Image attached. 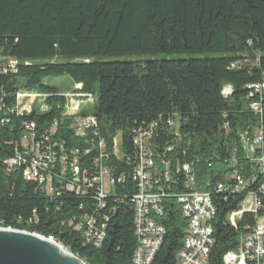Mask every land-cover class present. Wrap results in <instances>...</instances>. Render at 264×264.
Wrapping results in <instances>:
<instances>
[{
	"label": "trees",
	"instance_id": "16d2710c",
	"mask_svg": "<svg viewBox=\"0 0 264 264\" xmlns=\"http://www.w3.org/2000/svg\"><path fill=\"white\" fill-rule=\"evenodd\" d=\"M8 58L17 63L15 71H0V227L52 236L86 264H131L137 192L131 179L133 130L156 123L151 147L173 174L163 213L155 218L165 235L151 264H175L182 247L187 223L174 194L187 189L174 169L183 163L215 205L208 261L223 264V254L237 248L243 225H253L255 216L245 213L235 226L228 223L227 214L244 193L217 192L216 184H227L234 170L243 178L256 176L252 190L264 183L241 140L264 121L250 110L258 97L247 89L264 79V0H0V65ZM57 76H67L73 85L81 84L79 92L95 97L93 109L82 108L81 114L95 117L111 175L122 179L103 208L90 193L76 195L55 181L57 189L48 196L23 177L22 167L7 170L4 164L20 148L24 123H33L37 136L46 132L66 147H84L62 117L66 98L45 82ZM227 85L232 92L224 97ZM18 91L48 94L47 109L9 113ZM118 133L119 159L112 154ZM91 158L81 156V167ZM84 214L106 216L99 246L75 229Z\"/></svg>",
	"mask_w": 264,
	"mask_h": 264
},
{
	"label": "built area",
	"instance_id": "2783aa9c",
	"mask_svg": "<svg viewBox=\"0 0 264 264\" xmlns=\"http://www.w3.org/2000/svg\"><path fill=\"white\" fill-rule=\"evenodd\" d=\"M16 63L15 59L8 58L1 63L0 71L3 73L15 71ZM80 88L81 84H75L73 90L60 95L77 103L70 109L66 99L62 117L69 120L68 128L73 130L74 136L85 142L84 147H66L64 141L51 140L46 132L37 136L34 124L24 123L23 128L26 132L21 137L20 148L14 152V155L5 159L4 164L7 170L22 167L23 177L37 182L48 196H52L57 189L53 185L55 181L59 188L76 195L90 193L95 206L103 208L105 199L114 191L115 182H121L122 179L111 175L107 165L109 153L106 152L104 139L97 135L95 117L90 114H81L83 105L92 103L93 96L90 93L79 92ZM247 89L250 96L255 94L258 97L249 104L250 110L262 118L264 116V79L249 84ZM231 92V87L227 85L223 87L221 93L226 97ZM47 96L48 94L44 93L18 91L15 94L14 105L7 111L16 115L31 114L35 109L34 98L44 101ZM46 109L44 103L38 108L40 112ZM168 124L175 125L171 120ZM55 126L56 123L52 124L49 133L55 130ZM155 126L156 123H152L145 128L139 127L133 130L132 143L136 155L131 179L136 184L137 192L132 196L136 246L131 264H151L165 235L164 226L155 218L163 213L162 199L166 195V189L170 187L173 171L168 168V161H165L164 157L161 156L156 160L154 156L151 139ZM116 139L115 137L113 140L112 154L119 159L122 157L121 140L120 137L118 141ZM241 140L243 149L255 166L254 169L260 175L263 174L264 121L261 119V124L253 136L243 134ZM170 149L171 147L166 148L167 151ZM89 154L92 156L91 162L81 167L80 157ZM180 172L185 178L187 191L176 193L174 197L187 227L182 239V247L176 254L175 264H209V253L214 243L211 221L216 215V208L210 193L198 190V183L191 166L187 163L176 166L174 173ZM226 178L229 180L227 184H216L217 192L244 193L237 208L227 214V222L235 226L245 213L253 214L255 221L253 225L248 223L243 225L237 248L223 254V264H264V183L258 182L256 188L252 190L250 187L256 182V176L250 174L248 178H243L237 170ZM61 189L57 190V195L61 193ZM106 221L105 215L95 218L84 214L76 223L75 229L82 230L84 241L99 246L105 235ZM43 237L68 252L52 236Z\"/></svg>",
	"mask_w": 264,
	"mask_h": 264
},
{
	"label": "water",
	"instance_id": "95a60500",
	"mask_svg": "<svg viewBox=\"0 0 264 264\" xmlns=\"http://www.w3.org/2000/svg\"><path fill=\"white\" fill-rule=\"evenodd\" d=\"M0 264L86 263L41 235L0 228Z\"/></svg>",
	"mask_w": 264,
	"mask_h": 264
},
{
	"label": "rangeland",
	"instance_id": "374dc122",
	"mask_svg": "<svg viewBox=\"0 0 264 264\" xmlns=\"http://www.w3.org/2000/svg\"><path fill=\"white\" fill-rule=\"evenodd\" d=\"M45 82L50 85L56 86L62 93L70 92L71 90H73V86H74L73 82L67 76L48 77L45 79ZM66 99L68 101V106L70 107V109L73 108L77 104L72 99H69V98H66ZM93 100L95 101L94 96H93ZM33 102H34L33 105H35L36 109L41 107L44 103V101H42L41 99L37 97L34 98ZM93 107H94L93 103H85L83 105V108L89 109V110H92ZM119 137H120V134L118 133L116 136L117 138L116 141L119 140Z\"/></svg>",
	"mask_w": 264,
	"mask_h": 264
}]
</instances>
